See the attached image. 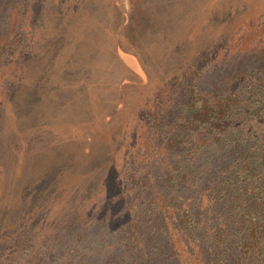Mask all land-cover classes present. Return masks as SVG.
Here are the masks:
<instances>
[{"label":"rangeland","instance_id":"rangeland-1","mask_svg":"<svg viewBox=\"0 0 264 264\" xmlns=\"http://www.w3.org/2000/svg\"><path fill=\"white\" fill-rule=\"evenodd\" d=\"M257 57L264 0H0V264L216 263L184 243V192L221 180L197 109ZM249 223L202 221L259 264Z\"/></svg>","mask_w":264,"mask_h":264},{"label":"trees","instance_id":"trees-1","mask_svg":"<svg viewBox=\"0 0 264 264\" xmlns=\"http://www.w3.org/2000/svg\"><path fill=\"white\" fill-rule=\"evenodd\" d=\"M253 64L264 67V58L257 57ZM244 69L237 75L239 82L244 80L243 90L224 92L226 87L215 85L211 91L218 96L219 108L205 104L197 109L207 129L196 137L209 147V156L217 161L216 174L221 180L213 187L200 186L198 196L195 192L189 196L184 192V232H188L184 236L185 246L188 250L193 245L201 247L203 238L210 236L220 252L212 258L217 264H232L233 259L223 255L226 245L228 249L232 247L227 239L231 229L218 224L215 229L205 230L202 221L216 219L223 213L230 220L250 221L243 225L249 229L242 249L255 257L256 263L264 264V78L241 79L246 73ZM239 102L246 105L238 106ZM231 108L236 110L235 114L245 113V117L238 116L241 123L230 118L227 110ZM189 176L190 168L184 171V177ZM237 256L235 261L242 264V256Z\"/></svg>","mask_w":264,"mask_h":264},{"label":"crops","instance_id":"crops-1","mask_svg":"<svg viewBox=\"0 0 264 264\" xmlns=\"http://www.w3.org/2000/svg\"><path fill=\"white\" fill-rule=\"evenodd\" d=\"M153 6H154V5H153ZM153 6H152V7H153Z\"/></svg>","mask_w":264,"mask_h":264}]
</instances>
